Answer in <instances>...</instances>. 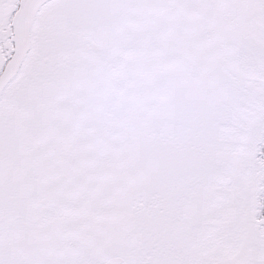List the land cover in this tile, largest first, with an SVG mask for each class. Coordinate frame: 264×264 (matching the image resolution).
<instances>
[{
    "label": "snow or ice",
    "instance_id": "obj_1",
    "mask_svg": "<svg viewBox=\"0 0 264 264\" xmlns=\"http://www.w3.org/2000/svg\"><path fill=\"white\" fill-rule=\"evenodd\" d=\"M0 264H264V0H0Z\"/></svg>",
    "mask_w": 264,
    "mask_h": 264
}]
</instances>
